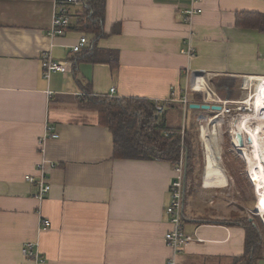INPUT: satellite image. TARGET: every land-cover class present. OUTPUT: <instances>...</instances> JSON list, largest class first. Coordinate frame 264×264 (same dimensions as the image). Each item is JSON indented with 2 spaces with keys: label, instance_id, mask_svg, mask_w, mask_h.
Instances as JSON below:
<instances>
[{
  "label": "crops",
  "instance_id": "crops-1",
  "mask_svg": "<svg viewBox=\"0 0 264 264\" xmlns=\"http://www.w3.org/2000/svg\"><path fill=\"white\" fill-rule=\"evenodd\" d=\"M192 7L201 12L188 18ZM60 9L69 24L51 35ZM240 13L264 15V0H0V264H24L28 241L49 264H264V251L247 254L245 225L191 203L200 175L192 126L210 110L190 104L247 100L264 78V29L239 26ZM47 55L69 70L45 77ZM107 99L163 104L157 116L181 134L185 175L188 163L196 172L184 201L185 229L196 239L178 253L165 240L177 160L117 156L99 111ZM48 127L58 134L45 139L56 166L40 200L26 176L39 174Z\"/></svg>",
  "mask_w": 264,
  "mask_h": 264
},
{
  "label": "trees",
  "instance_id": "trees-1",
  "mask_svg": "<svg viewBox=\"0 0 264 264\" xmlns=\"http://www.w3.org/2000/svg\"><path fill=\"white\" fill-rule=\"evenodd\" d=\"M263 19L264 15L240 13L237 24L264 29ZM156 106L155 102L144 99H107L101 103V120L113 129L117 156L144 157L156 152L159 157L168 160L180 158L181 134H177L178 129L167 122L165 115L157 116ZM168 132L171 134L166 135ZM186 133L184 147L189 148L191 134ZM195 174L194 167L188 163L186 187ZM226 223L245 225L248 231V256H263L264 230L260 231L261 221L258 223L255 219L241 216Z\"/></svg>",
  "mask_w": 264,
  "mask_h": 264
},
{
  "label": "rangeland",
  "instance_id": "rangeland-1",
  "mask_svg": "<svg viewBox=\"0 0 264 264\" xmlns=\"http://www.w3.org/2000/svg\"><path fill=\"white\" fill-rule=\"evenodd\" d=\"M238 104L233 103L232 105L237 106ZM202 114H204L202 118L197 119L196 124L192 126L195 132L196 162L198 171H200L191 195V203L196 207V213H206L219 218L232 217L233 220L241 216L250 220L255 219L258 223L261 221L260 231L262 232V229L264 230V215L257 210L258 191L256 184L251 179L252 169L257 162L247 135L243 134L247 138L245 140V149H241L239 146L234 145L233 135L229 131L231 123L234 122L231 113L228 115L227 113L210 110ZM237 114L238 112L236 111L234 115L237 116ZM217 118L223 122V128H221L223 131L222 142L220 141L222 155L219 159L221 171L216 180L212 179V176L206 175L207 170L205 171L204 167L205 149L201 139L207 126L213 127L214 123H212V120ZM243 118L235 121L240 122ZM245 152H247V155H245ZM203 170L204 175L208 176V178L202 177Z\"/></svg>",
  "mask_w": 264,
  "mask_h": 264
},
{
  "label": "built area",
  "instance_id": "built-area-1",
  "mask_svg": "<svg viewBox=\"0 0 264 264\" xmlns=\"http://www.w3.org/2000/svg\"><path fill=\"white\" fill-rule=\"evenodd\" d=\"M194 3L198 2L199 0H192ZM78 0H58V3L62 6H66L69 3H77ZM65 9L57 10L54 13L52 19V25L50 28V34H61L64 31V27L69 24V17L65 14ZM201 9L199 8H189L186 10V15L188 18L193 17L195 14L200 13ZM87 43V38L83 36L80 39V42L73 46L74 52H79L84 48ZM189 53L190 50H189ZM44 76L50 77L51 74L57 72H67L69 70V63L64 60H55L50 55L44 57L42 62ZM264 81V78H260L255 83L253 91L250 93V96L247 100L244 101H234V102H214V104H221L222 110L218 111L219 113H231L233 120H239L243 117H253L254 119V100L256 98V85H259L261 82ZM115 92V88H111V93ZM253 100L250 101V99ZM183 102L188 104L189 99L187 97L183 98ZM233 103H239L237 106L232 105ZM236 106V107H235ZM264 109V108H262ZM157 110L162 112L164 110L163 104L157 105ZM238 112L237 117L235 112ZM255 121V119H254ZM252 122V121H251ZM254 124V122H253ZM232 133V129L230 130ZM233 135V134H232ZM51 136L53 138L58 137L57 133L52 132V128L48 127L47 132L44 135V139L40 141L42 145V160L38 165L39 174L37 176L34 175H27L26 179L37 185L38 193L37 197L40 200H43L47 197L52 189V184L49 181L48 172L49 169L54 168L56 165L54 162H51L46 155V148H45V139ZM247 137H244L246 140ZM175 175L172 177L170 182V192H171V200L170 204L167 208V213L170 216V222L172 224V229L169 230L165 235V240L168 246L174 250L175 253L180 252L185 248V246L190 243L191 241L196 239V236L192 233H188L185 229V222H184V201H185V194H186V158L184 156V152L181 153L179 160L175 162L174 166ZM50 225V221L48 219L42 220V226L47 227ZM23 253L25 256L24 264H49L46 257L41 253V251L36 247V244L33 241H28L23 246ZM167 264H177V261L174 257L168 259Z\"/></svg>",
  "mask_w": 264,
  "mask_h": 264
},
{
  "label": "bare ground",
  "instance_id": "bare-ground-1",
  "mask_svg": "<svg viewBox=\"0 0 264 264\" xmlns=\"http://www.w3.org/2000/svg\"><path fill=\"white\" fill-rule=\"evenodd\" d=\"M199 81V80H198ZM201 82L203 80H200ZM201 85V84H200ZM208 85V84H207ZM203 86V85H201ZM210 90V88H209ZM256 98L254 100V119L251 117H245L240 122L234 121L231 123V129L233 134V143L235 146H239L241 149H245L241 146L238 134H246L248 138H252L251 145L253 153L256 158V165L252 169L251 179L257 186L258 191V204L257 210L264 215V83H260L255 87ZM212 92V91H211ZM213 96V95H212ZM214 97V96H213ZM253 98L250 99V101ZM249 120H252L249 121ZM253 122L258 124V131L253 130ZM213 127L207 126L202 136V141L205 149V162L207 166V173L210 176H215L221 171L219 159L222 155V149L220 146L222 131L221 128L223 122L221 119L212 120ZM212 125V124H211ZM246 132V133H245ZM222 144V143H221ZM247 155V152H245ZM264 221V218H263Z\"/></svg>",
  "mask_w": 264,
  "mask_h": 264
},
{
  "label": "water",
  "instance_id": "water-1",
  "mask_svg": "<svg viewBox=\"0 0 264 264\" xmlns=\"http://www.w3.org/2000/svg\"><path fill=\"white\" fill-rule=\"evenodd\" d=\"M222 105L221 104H208V103H191L190 104V108H195V109H203V110H216V111H220L222 110ZM258 124L254 123L253 125V130H256L258 131ZM238 137H239V140H240V144L242 147L245 146V139H244V136L243 134L240 132L238 134ZM248 141L251 143L252 141V138H248ZM263 163H264V159H263Z\"/></svg>",
  "mask_w": 264,
  "mask_h": 264
}]
</instances>
